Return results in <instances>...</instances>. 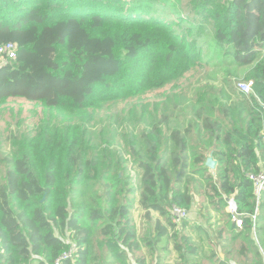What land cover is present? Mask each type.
<instances>
[{
	"label": "trees",
	"instance_id": "obj_1",
	"mask_svg": "<svg viewBox=\"0 0 264 264\" xmlns=\"http://www.w3.org/2000/svg\"><path fill=\"white\" fill-rule=\"evenodd\" d=\"M180 2L181 14L169 20L143 0H0V43L19 48L16 60L0 65V107L23 100L42 109L35 127L11 141L0 185V264H54L70 246L56 230L80 247L64 264H131V254L143 264L133 212L138 205L167 216L166 202L189 209L190 192L171 178L188 168L217 212L235 195L243 227L232 220L229 233L244 240L245 263L264 264V201L254 224L248 178L264 161V0ZM208 29L226 61L253 66L256 97L231 87L220 104L226 91H199L193 122L171 128L168 107H178L179 92L146 98L202 66L194 37ZM210 149L217 183L206 167ZM131 163L144 187L136 206ZM168 224H158L160 235H169ZM181 230L173 232L177 242ZM182 240L176 250L195 253Z\"/></svg>",
	"mask_w": 264,
	"mask_h": 264
},
{
	"label": "rangeland",
	"instance_id": "obj_2",
	"mask_svg": "<svg viewBox=\"0 0 264 264\" xmlns=\"http://www.w3.org/2000/svg\"><path fill=\"white\" fill-rule=\"evenodd\" d=\"M163 1L143 0V3L147 6L153 5L159 8L162 15L169 20H172L177 13L181 14L180 0H172L165 6L161 4ZM175 30L183 32L185 26H176ZM210 32L209 29L201 33L200 31H195L194 38L197 39V45L203 49L202 66L195 72L187 73L166 89L159 90L146 98L147 100L158 98V96L166 98L174 96V92H179L178 97L173 99L178 104V107L175 108L172 105H170L171 108L168 107L169 115L172 117L171 128L184 131L193 122L192 108L197 101L199 91L204 92L211 89L226 91V94L223 95L221 93L219 95L220 104H226L229 99L227 94H229L231 87L236 89L237 84L240 82L250 81L253 66L242 67L231 60L226 61L222 51L216 50V43ZM232 99L236 101V98ZM171 103L172 101L169 102V104ZM41 114L42 109L40 107L23 100H10L0 107V185L7 174L8 159L11 160L9 154L13 135L24 132L28 127H35V123L39 122ZM211 151L212 149L207 154V160L214 157ZM130 166L133 170L129 172V175L135 183L134 188H136V206L139 204L144 189L141 181L142 170L137 169V166L133 163ZM191 172L192 168H188L186 174L181 176L180 169L171 171L173 185L182 191H189L193 198L189 209L183 205L189 212V220L184 223L183 230L179 232L178 242L174 238L173 232L177 231L174 226L170 228L169 235L164 236L160 235L161 230L158 226V224L161 225L159 223L161 220L164 225H169V213L173 206L178 205L164 203V208L168 212L167 216H161L154 211L147 213L142 206L137 205V209L134 210L136 215L134 221L138 240L142 246L138 256L145 258L143 264H217V262L210 260L209 257L219 256L224 259L227 258V252L232 250L231 256L227 258L230 264H247L244 262V256L242 258L239 255L244 240L242 243L238 240L235 242L233 239L223 243L222 240L226 237L231 227L232 215L227 208L221 213L215 210V206L209 202L206 184ZM208 174L211 176L212 181L217 183L219 179L217 168L215 170L209 169ZM229 222L230 227L226 225ZM56 235L61 236L67 243L75 242L69 233L61 234L56 230ZM183 236L196 248L195 253L183 252L185 254L183 256L176 250L175 246L177 243L183 244ZM212 236L214 237L212 238ZM145 239H147V242H142ZM217 240L219 241L216 243L215 241ZM144 244L146 246L149 244L150 247L146 248ZM129 259L132 264H139L136 262L134 254H131Z\"/></svg>",
	"mask_w": 264,
	"mask_h": 264
},
{
	"label": "built area",
	"instance_id": "obj_3",
	"mask_svg": "<svg viewBox=\"0 0 264 264\" xmlns=\"http://www.w3.org/2000/svg\"><path fill=\"white\" fill-rule=\"evenodd\" d=\"M18 50V44L16 43H0V65H6L16 60L18 57ZM236 89L239 93L245 96H255L254 81H242L237 84ZM262 110L264 117V105H262ZM248 178L253 183L254 195L257 203L256 213L252 216V220L255 224L260 204L262 203L264 197V161L260 164V170L256 173L249 174ZM226 202L228 212L232 215V220L235 223L236 228L241 229L243 227V216L238 213V205L235 200V195L226 198ZM169 215L171 223L174 225L176 230H181L184 223L189 220V212L180 206H173ZM69 245L68 250H66L54 264H64L65 261L75 260L80 247L76 242H71Z\"/></svg>",
	"mask_w": 264,
	"mask_h": 264
},
{
	"label": "crops",
	"instance_id": "obj_4",
	"mask_svg": "<svg viewBox=\"0 0 264 264\" xmlns=\"http://www.w3.org/2000/svg\"><path fill=\"white\" fill-rule=\"evenodd\" d=\"M263 201H264V197H263V200H262V203H263ZM262 203L260 204V208H259V213H260V209H261V205H262ZM227 208V207H226ZM262 211V210H261ZM155 213H158V212H155ZM159 214V213H158ZM135 217V219H136V215H135V212H133V218ZM159 223H161V225H163L164 226V223L162 222V220H161V222H159ZM168 231L170 232V229L168 228ZM255 235V234H254ZM214 236H212V238H213ZM231 237V238H230ZM232 237H233V235H231L230 233H229V231H228V233H227V235H226V237H224L222 240H223V243H226V241L228 240V241H231L230 239H232ZM256 238V237H255ZM215 240V239H214ZM256 240H257V238H256ZM219 240H217V241H215L216 243L218 242ZM258 243V242H257ZM260 251L261 252H263V249L262 248H260ZM219 257V256H218ZM210 258V257H209ZM220 258V257H219ZM224 259H226V258H224ZM206 260V259H205ZM207 261V260H206ZM131 262V261H130ZM131 264H132V262H131Z\"/></svg>",
	"mask_w": 264,
	"mask_h": 264
},
{
	"label": "water",
	"instance_id": "obj_5",
	"mask_svg": "<svg viewBox=\"0 0 264 264\" xmlns=\"http://www.w3.org/2000/svg\"><path fill=\"white\" fill-rule=\"evenodd\" d=\"M217 165L218 163L213 157L209 158L206 162V167L211 170H215L217 168Z\"/></svg>",
	"mask_w": 264,
	"mask_h": 264
}]
</instances>
